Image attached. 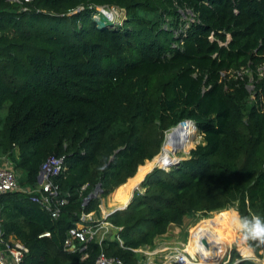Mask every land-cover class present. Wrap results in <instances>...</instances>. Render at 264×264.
<instances>
[{
  "label": "trees",
  "instance_id": "1",
  "mask_svg": "<svg viewBox=\"0 0 264 264\" xmlns=\"http://www.w3.org/2000/svg\"><path fill=\"white\" fill-rule=\"evenodd\" d=\"M27 6L0 0V156L21 173L17 188L0 192V230L27 246L20 264H92L100 249L135 264L143 256L133 249L159 244L170 226L185 241V216L230 207L260 256L261 237L250 230L254 217L264 223V74L257 69L264 61V0ZM98 6L121 9V18L100 14ZM185 120L201 135L187 156L168 166L162 153L168 168L152 167L125 206L106 214L113 227L105 238L65 249L80 212L97 215L100 198L121 184L109 197L116 206L114 198L128 195L131 180L159 157L164 133ZM50 155L62 156L64 165L51 177L56 197L65 199L56 216L22 189L36 184ZM230 240L224 232L222 247ZM237 257L233 251L228 264H264L233 263Z\"/></svg>",
  "mask_w": 264,
  "mask_h": 264
},
{
  "label": "built area",
  "instance_id": "2",
  "mask_svg": "<svg viewBox=\"0 0 264 264\" xmlns=\"http://www.w3.org/2000/svg\"><path fill=\"white\" fill-rule=\"evenodd\" d=\"M18 4V9H27V3L31 0H8ZM105 9V8H103ZM97 10L100 14L112 15L111 11L102 10L98 6ZM98 13L93 16L98 17ZM109 16V15H108ZM64 168L62 156L50 155L46 157L40 164L38 169V180L33 187H22L30 195V199L40 206L50 211L52 216L58 214V207L65 202L62 197H56L58 192L57 185L51 181L53 175L58 174ZM84 185V184H83ZM81 185V187H83ZM17 180L14 172L9 166L0 165V192L17 188ZM107 211H100L97 215L93 211L80 212L75 225L68 228L63 238V247L73 251L81 244L79 249L85 246L89 240H96L98 243L105 238L107 232L113 225L105 219ZM43 234H48L47 231ZM75 239V241H74ZM142 254V258L137 260L135 264H190L200 263L191 258V255L185 249L182 243L180 247H169L167 245L142 246L133 249ZM27 252V246L17 238H5L0 230V264H20L24 253ZM246 257V256H244ZM237 259V258H235ZM92 264H125L119 257L108 255L100 249L95 256Z\"/></svg>",
  "mask_w": 264,
  "mask_h": 264
},
{
  "label": "rangeland",
  "instance_id": "3",
  "mask_svg": "<svg viewBox=\"0 0 264 264\" xmlns=\"http://www.w3.org/2000/svg\"><path fill=\"white\" fill-rule=\"evenodd\" d=\"M103 8V7H102ZM106 9V8H105ZM111 11V14H107L109 15V18H121L122 15V10L119 8H115V7H110L107 8V11ZM257 69L259 70L260 74H264V61L261 60L259 62V65L257 66ZM241 72L244 71V69L240 70ZM245 87L247 88L248 91L251 92V87H252V83L250 78H247V82ZM251 95V94H250ZM5 110V109H4ZM3 108H2V112H0V114L3 113ZM184 122H191L190 120H185L180 122L179 124H182ZM174 127L173 130H176L179 126ZM185 130L189 131L191 133V137L189 138V140L186 138L185 140H183V142L180 144L181 147H177V145H168L166 143V138L165 135L167 137V134L171 133L172 131L170 129H168L164 135H163V142H162V147L164 150H166V152L168 153H163V155H165L167 157V159L169 160V162L174 161L175 159L178 158H182L187 156L188 150L193 147V145L195 143H197L198 141L201 140V135L194 129V132H192V129H188V128H184ZM170 130V131H169ZM169 131V132H168ZM165 138V140H164ZM184 145V148H182V146ZM186 145V146H185ZM184 149V150H183ZM161 149H159L158 153H160ZM161 155V153H160ZM6 160L4 162L3 165L9 166L11 167V163H9V157L7 156H0V165L1 163ZM162 168L167 169L168 166L166 164H163V160H160ZM153 164L151 162H147V166L145 168H143L138 174L137 176L132 179V183L130 184L129 187L131 191L130 193L127 195V191L123 192L122 194H120L119 196H117L116 198L120 199L118 204L120 205V201L124 200L125 196H127L125 198L124 203L129 199L133 188L135 187V185H137L136 188H138V182L139 180L143 177V175L150 169L152 168ZM157 166H160L159 163H157ZM12 169V168H11ZM12 171L14 172L15 176H16V180H18L19 176H20V170L19 169H12ZM129 181V182H131ZM128 184V183H127ZM135 189V188H134ZM112 192H109L106 196L101 197L100 198V207H105L107 208V210L109 209V201H111L109 199V197L111 196ZM114 198V199H116ZM111 203V202H110ZM122 203V204H124ZM99 212H100V208H99ZM226 212V213H223ZM201 219H207L210 221L209 225H208V229L210 230V233L212 234V237L214 239L215 242V254H213V256H210L209 260L207 262H203L202 260H200L199 257V253L194 251V252H189V254L191 255V258H193L195 261L197 262H201V264H214L215 260L217 261L218 264H228L229 263V259H230V255L234 252L237 253V255L239 257H243L245 255H248L247 253L245 255H242V253H240V250L238 248L239 247H247V252L248 253H252V255H248L246 256L247 258H258L259 262L264 263V237L260 238V241L262 240V245L261 247L258 249V253L260 256H257L256 253L252 250L251 247H249L246 243H245V236L242 233V226L237 218V213L234 210V208H227V209H223L221 211H216V212H208L206 214H203L202 212H196L195 214L191 215V216H185L183 218V229L186 232V238L185 241L182 240L181 238V230L176 227V226H170L167 230V232L163 235V239L160 240L159 245H167L169 247H175L178 248L181 246V244L183 243L185 245V249H187V239L188 236L190 234V230L194 229L195 226L198 224V222ZM227 232L230 237L231 240L222 247V239H223V233ZM216 234V235H215ZM241 235L242 236V241L236 242V240L238 239L237 235ZM206 239H204L205 241ZM202 242V241H201ZM202 245H206L205 243H202ZM224 247H227L226 250H224ZM224 250V252L222 253V251ZM188 251V250H187ZM213 257V259L211 258ZM238 258V257H237Z\"/></svg>",
  "mask_w": 264,
  "mask_h": 264
},
{
  "label": "bare ground",
  "instance_id": "4",
  "mask_svg": "<svg viewBox=\"0 0 264 264\" xmlns=\"http://www.w3.org/2000/svg\"><path fill=\"white\" fill-rule=\"evenodd\" d=\"M102 10L106 11L105 9L102 8ZM112 11V10H111ZM109 12V11H108ZM109 17V16H108ZM180 123V122H179ZM178 123V124H179ZM191 122H188V124H190ZM177 124V126H178ZM181 126H179L176 130H171L172 132L167 134V137L165 135L166 138V143L168 145H177V147H181V143L183 142V140H185L186 138L189 140V138L191 137V133L187 130H185L184 128H186L185 124H180ZM176 126V127H177ZM169 132V131H168ZM164 138V140H165ZM186 146V145H185ZM182 148H184V145L182 146ZM184 150V149H183ZM162 151H163V147H161V155H159V157L156 159V161L153 163L154 167L155 165H157V163L160 164V167H162L160 160H163V164H166L164 161V157L162 156ZM164 153V152H163ZM176 160V159H175ZM174 160V161H175ZM173 161H171L168 166L172 163ZM137 172V170H136ZM135 172V173H136ZM135 175V174H134ZM133 175V176H134ZM132 177V176H131ZM129 178V177H128ZM127 178V179H128ZM126 179V180H127ZM121 185V184H120ZM120 185H118L117 187H119ZM117 187H115L111 192V195L115 192V190L117 189ZM111 197V196H110ZM117 202H119L120 199H115ZM122 202V201H120ZM117 205H119L117 203ZM121 205V203H120ZM235 210V209H234ZM210 221L207 219H201L198 224L195 226L194 229L190 230V234L188 236L187 239V250L188 252H198L200 260H202L203 262H207L210 261L209 257L213 256V254H215V242L214 239L212 237V234L210 233V230L208 229V225H209ZM216 235V234H215ZM205 240L206 245H202L201 240ZM248 255H250V253H247ZM245 255V256H248ZM244 257V256H243ZM213 259V257H211ZM218 261V259H217ZM217 261L215 260L214 264H218Z\"/></svg>",
  "mask_w": 264,
  "mask_h": 264
},
{
  "label": "clouds",
  "instance_id": "5",
  "mask_svg": "<svg viewBox=\"0 0 264 264\" xmlns=\"http://www.w3.org/2000/svg\"><path fill=\"white\" fill-rule=\"evenodd\" d=\"M104 16L108 17V15H104ZM245 223H248V222L246 221ZM250 232L253 237H264V223L261 222L260 218L258 217L253 218L252 227H251Z\"/></svg>",
  "mask_w": 264,
  "mask_h": 264
},
{
  "label": "water",
  "instance_id": "6",
  "mask_svg": "<svg viewBox=\"0 0 264 264\" xmlns=\"http://www.w3.org/2000/svg\"><path fill=\"white\" fill-rule=\"evenodd\" d=\"M177 124H178V122H177ZM177 124H176V125H177ZM176 125L172 126V127L170 128V130H172L174 127H176ZM170 130H169V131H170ZM158 167H160V166H158ZM160 168H162V167H160ZM150 169H151V168H150ZM150 169H149V170H150ZM37 180H38V177H37ZM140 180H141V179H140ZM140 180H139V181H140ZM136 187H137V185H135L134 188H136ZM134 188H133V190H134ZM132 192H133V191H132ZM95 193H96V189H95L94 191L90 192L88 196H93V195H95ZM131 194H132V193H131ZM126 202H127V201H126ZM126 202H125L124 204L114 206V207L111 208L108 212H110V211H112V210H114V209H117V208H122V207H124L125 204H126ZM108 212H107V213H108ZM107 213H106V214H107ZM201 241H202V243H205V241H204L203 239H202ZM242 258H245V257H239V258L235 259V260L233 261V263L236 262L238 259H242ZM246 258H247V257H246ZM254 260H255V261H259L258 258H255ZM197 264H201V263H197Z\"/></svg>",
  "mask_w": 264,
  "mask_h": 264
},
{
  "label": "crops",
  "instance_id": "7",
  "mask_svg": "<svg viewBox=\"0 0 264 264\" xmlns=\"http://www.w3.org/2000/svg\"><path fill=\"white\" fill-rule=\"evenodd\" d=\"M6 160H4L2 163H1V165H3L4 164V162H5ZM114 206H111L108 210H106V211H109L111 208H113ZM99 208H100V211L102 210L101 209V207L99 206ZM103 211V210H102ZM167 232V231H166ZM165 232V233H166ZM165 233H163V235L165 234ZM5 238H9V239H11V238H16V237H14V236H12V235H8L7 237H5ZM261 238H263V237H261ZM18 239V238H17ZM162 239H163V236H162ZM261 242H262V240H261Z\"/></svg>",
  "mask_w": 264,
  "mask_h": 264
}]
</instances>
